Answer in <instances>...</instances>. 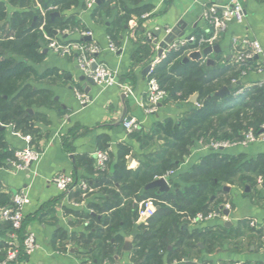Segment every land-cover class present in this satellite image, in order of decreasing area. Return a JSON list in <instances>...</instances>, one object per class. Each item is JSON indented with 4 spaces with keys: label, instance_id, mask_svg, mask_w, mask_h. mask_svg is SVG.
Masks as SVG:
<instances>
[{
    "label": "crops",
    "instance_id": "obj_1",
    "mask_svg": "<svg viewBox=\"0 0 264 264\" xmlns=\"http://www.w3.org/2000/svg\"><path fill=\"white\" fill-rule=\"evenodd\" d=\"M227 1L140 0L136 5L127 0L120 3L105 0L104 6L94 2L88 7L86 0H77L62 12L51 10V14L58 13L51 19H73L92 32L91 40L99 46L97 61L116 73L115 79L119 85L101 87L87 83L88 92L85 93L84 82L79 79L82 73L75 58L57 55L47 46L40 49L41 60L30 63L35 74L28 84L37 93L38 102L26 108V115L32 119L34 129L24 133L5 125L3 131L7 150L14 152L28 146L39 150L41 158L23 170L16 169L8 162L0 167V193L9 195L10 200L20 190L27 191L29 196V203L23 211L26 219L24 230L35 235L37 247L22 264H138V259L134 257L135 239L143 223L136 216L128 225L123 222L125 214L129 215L130 208L134 209L132 206L136 205L137 215L142 200L136 201L137 197L149 189L153 194L168 191L180 193L189 169L199 165L202 158L211 153L200 142L189 148V153L167 179L168 191L146 188L149 182L138 191H123L124 182L113 178L121 158L124 157L123 165L131 171L149 163L158 155L163 144L155 129L157 124L167 119L178 123L197 104L196 100H190L192 95H196L197 99L194 93L188 100L161 102L156 112L146 113L140 105L145 102L149 71L144 72L145 68L150 67L158 56L159 43L166 39L171 30L176 28L178 31L172 34V42L191 34L203 33L208 28L202 18L203 8L210 3L225 4ZM241 1L245 14L243 21H231L213 44L219 46V51L204 55L200 61L214 67L232 63L234 51L231 45L234 38L238 42L257 40L264 49V0ZM36 5L40 8V3ZM139 5L148 6L144 12L147 16L143 17V14L137 19L131 15L127 20L121 18L122 10ZM40 13L42 21L39 29L44 37L47 34L44 30L46 16L42 8ZM59 30L53 29V35L57 36ZM111 32L115 43L111 41ZM67 38L77 40L78 36L72 34ZM109 41L117 50L109 49ZM168 45L166 42L165 49ZM187 62L198 61L190 59ZM259 80H264V74H249L241 79L237 84L241 85L243 95L234 97H245L246 93L242 91L256 86L253 84ZM123 86L133 90L132 96L125 98L126 116L140 123L136 131L138 136L127 133L122 123L116 124L123 110L120 97ZM234 86L230 87V91ZM75 89L89 97L87 105L79 104ZM25 135H30L31 139L27 141ZM143 136L151 139L142 140ZM103 148H106L109 159L106 167L101 169L95 153ZM220 152L233 156L240 164L264 166L262 140L244 147L230 146L220 149ZM121 154L124 155L121 157ZM57 173L70 174L77 185L84 183L87 188L59 190L50 182ZM250 182L251 185L246 183L242 188L227 183L222 185L216 197H220L221 205H229L227 215L219 206L222 215L213 220L198 224H192L186 218L180 220L179 228L184 232L186 241L189 235H220L216 245L204 244L199 240L196 247L187 248L184 243L176 245L170 254L168 251L162 254L163 264H264V176L257 174ZM118 199L113 210L104 211L105 205ZM211 201L210 205L217 202L214 196ZM118 209H121V215L117 217L118 228L111 233V258L99 256L97 238L88 236L91 233L97 236L100 229L104 230L105 225L101 220H109L111 211ZM252 220L256 226H251ZM1 237L3 234L0 240ZM84 242L92 245L88 257L84 255ZM92 249L99 259H93ZM182 250L189 251L188 257L179 254Z\"/></svg>",
    "mask_w": 264,
    "mask_h": 264
},
{
    "label": "trees",
    "instance_id": "obj_2",
    "mask_svg": "<svg viewBox=\"0 0 264 264\" xmlns=\"http://www.w3.org/2000/svg\"><path fill=\"white\" fill-rule=\"evenodd\" d=\"M117 3L124 0H116ZM132 4H139L140 0H127ZM77 0H0V123L13 126L15 130L32 132L30 119L26 115V108L38 102L37 93L28 84V80L34 75L31 62H38L42 55L40 49L47 45L39 26L42 21L41 8L45 11L44 30L47 35L54 37L53 29H85L73 19L62 21V18L51 19L50 6H55L56 11L62 12ZM97 2V0H95ZM40 3V8L36 5ZM98 4L104 6L105 0ZM148 6H136L132 9H124L121 18L126 20L134 15L139 19ZM36 18V19H35ZM197 33L195 35H199ZM111 41L113 33H110ZM62 39L67 37L61 36ZM89 41V40H86ZM115 43V41L113 40ZM195 44H184L175 50L169 51L161 61L156 64L150 76L156 78L160 88L167 92V97L162 102L188 100L196 93V105L178 123L167 119L158 123L156 132L158 138L163 140L158 155L149 163L141 165L135 171L125 168L124 154H121V162L117 164V173L113 174L116 181H123V191L128 193L138 191L145 184L156 177L164 175L169 170H175L182 158L189 153L196 142L206 144L210 141H238L243 132L251 128L256 134L261 131L264 124V89L254 86L247 91L245 97L236 99L234 92L241 88L239 76L241 67L235 63H226L221 67L207 65L202 61L184 62L183 58ZM252 63L254 61H251ZM233 80L236 83H233ZM231 93L223 97L215 95V92L224 87H232ZM243 95V93H242ZM155 132V133H156ZM132 136H138L136 131ZM151 139L143 136L142 140ZM207 138V139H205ZM138 139L141 140L139 137ZM146 141H144L145 143ZM103 148L102 151H105ZM210 154L202 158L199 165L192 166L186 178L183 179L184 186L180 193L168 191L166 193L153 194L152 190L145 191L136 201L152 197L156 199L158 209L146 225H140L139 233L136 235L134 257L138 264H163L162 254L166 251L171 253L176 245L185 244L187 248L196 247V242L202 241L216 245L220 235L204 234L202 236L189 235L187 241L184 232L180 231V220L193 216L197 212H208L219 210L222 204L220 197H216L222 185L244 171V164L238 165L233 156L221 153L220 149H209ZM13 157V152L7 150L4 131H0V167L5 166ZM109 157V155H108ZM109 159V158H108ZM108 162V161H107ZM122 163V164H121ZM257 173L256 170L253 169ZM264 176L261 170L257 173ZM182 176H185L184 174ZM181 176V177H182ZM135 189V190H134ZM84 192V191H83ZM214 196L216 204L210 205L211 197ZM113 201L104 207V211L113 210L118 203ZM10 196L0 193V205H9ZM219 203V205H217ZM130 208L129 215L125 214L124 223L132 224L136 218V205ZM111 211L110 219L101 220L105 229L97 236L91 233L88 238H97V252L99 256L111 258V233L118 228L120 211ZM25 221L23 219L21 228L16 231L17 239L21 242L25 232ZM187 221V220H186ZM176 226V227H175ZM12 231L6 222L0 223V264L4 260L6 240ZM175 231H178L175 233ZM86 257L89 256L91 244H83ZM169 246H172L169 249ZM211 249V248H210ZM180 249L176 250L179 251ZM95 251V250H94ZM93 253V259H99ZM181 256L189 255V251L179 252ZM174 255H177L175 253ZM173 255V256H174ZM172 257V255H170ZM28 258L23 252L18 255L19 262L23 263ZM178 260H181L178 258ZM185 264H193L186 262Z\"/></svg>",
    "mask_w": 264,
    "mask_h": 264
},
{
    "label": "built area",
    "instance_id": "obj_3",
    "mask_svg": "<svg viewBox=\"0 0 264 264\" xmlns=\"http://www.w3.org/2000/svg\"><path fill=\"white\" fill-rule=\"evenodd\" d=\"M95 0H86L88 7H91ZM56 9L55 6H50L49 10ZM147 16L144 14L143 17ZM244 8L241 0H228L225 4L210 3L203 8L202 18L207 23V30L200 33L198 36L191 34L186 38L176 40L169 43L168 47L162 51L150 64L148 71V78L146 82L145 90V102L140 103L146 113H154L157 111L159 104L167 97V92L160 88L158 81L155 77L150 76V72L153 67L158 64L161 59L171 50H175L184 44H195V47L187 52L186 55L192 51H201L205 46H212L218 39L219 34L227 28V25L231 21L241 23L244 19ZM75 34L78 36L77 40H69L68 38L62 39L61 36L68 37ZM47 40V48L54 53L64 57H74L76 64L82 73V75L91 78L95 85L101 87H108L113 85H119L115 79L116 73L109 69L103 63H100L96 59V55L99 51V46L91 40L92 32L88 29H75L74 31L69 29H63L57 32V36L50 37L44 34ZM84 37H89L90 40H83ZM233 63L241 67L239 80L248 76L249 74H264V49L257 40H244L238 42L237 39L232 41ZM109 49L115 51L117 48L109 41ZM251 61H254L253 63ZM95 63L96 66L92 69L91 65ZM233 83H236L233 80ZM253 85L262 87L264 89V80L256 81ZM123 92L126 96H132L133 90L129 86H123ZM244 92V90L242 91ZM75 93L79 104L85 106L90 102L89 97L83 92L75 89ZM235 97L242 95L241 89L233 93ZM122 125L127 133H132L140 128V123L134 119L129 118L122 121ZM25 139L29 141L30 135H25ZM262 140L264 141V124L261 126V133L256 134L251 128L243 132L242 138L238 141H210L204 144L206 149H224L230 146H247L248 144ZM96 159L98 166L101 169L106 167L108 161L107 151H96ZM41 158V152L31 147H24L16 149L13 152V157L7 160L8 163L14 165L16 169H27L32 163H37ZM173 173V170L167 171L164 175L156 178H164L166 181L168 177ZM50 182L59 190L68 191L75 187H80L85 190L87 186L82 184H76L73 176L67 173H57L51 177ZM29 203V196L27 191L20 190L15 193L9 205H0V222H6L10 225L12 231L8 235V240L5 244L6 253L4 260L1 264H22L18 260L20 252L30 255L37 247L35 235L31 231H25L21 242L18 241L16 231L21 228L24 219V207ZM157 208V202L155 198H144L139 202L137 209L138 219L147 224L151 219ZM223 208L228 209L229 205H223ZM222 211L212 210L208 212H197L193 216L186 217V220L192 224H198L206 221L213 220L221 217ZM251 226H256L255 221L250 222Z\"/></svg>",
    "mask_w": 264,
    "mask_h": 264
},
{
    "label": "water",
    "instance_id": "obj_4",
    "mask_svg": "<svg viewBox=\"0 0 264 264\" xmlns=\"http://www.w3.org/2000/svg\"><path fill=\"white\" fill-rule=\"evenodd\" d=\"M99 2H100V0H97V3H99ZM56 14H58V13H52L51 16H54ZM177 32H178L177 29L174 28L173 31L171 30V32L167 35L166 39L159 43V49H158V52H157L158 56L165 49L166 42L167 43L172 42V38H173L172 34H175ZM54 33H55V31H54ZM87 39H90V38L89 37H84L83 38V40H87ZM218 51H219V46L218 45L206 46L202 51H192L191 53H189V55L187 57H184L183 61L187 62L190 59L191 60H195V61H200L203 58L204 55H207V54H209L211 52H218ZM95 66H96V64L93 63L91 65V68L93 69ZM148 70H149V66H147L145 68L144 72H147ZM79 79L84 82L83 88H84L85 93L88 92V87L86 85L87 83H89L91 85L95 84L94 81L91 78H89L87 76H84V75H81L79 77ZM229 93H230V88L223 87L219 91H217L215 93V95L216 96H224V95L229 94ZM120 97H121V100L123 102V110H122V113H121L118 121L116 122L117 125L121 124L122 121L124 120V118L125 119H129L130 118L129 116H126V112H127L126 104H125L126 93L122 92ZM190 100L195 101L196 100V95H192ZM4 129H5V125L0 123V131H3ZM146 188H158L159 192H164V191H168L170 187H169L168 182L164 178L160 177V178H155L151 182H149L146 185ZM227 188H228L227 186L224 187L225 190H227ZM220 209H222L223 213L226 214V215L229 213L228 209L223 208V205H220ZM226 224H228V223H226Z\"/></svg>",
    "mask_w": 264,
    "mask_h": 264
},
{
    "label": "rangeland",
    "instance_id": "obj_5",
    "mask_svg": "<svg viewBox=\"0 0 264 264\" xmlns=\"http://www.w3.org/2000/svg\"><path fill=\"white\" fill-rule=\"evenodd\" d=\"M41 26H43V25H41ZM45 46H46V44H45ZM205 139H207V138H205ZM236 163L238 165L240 164L239 162H237V160H236ZM244 167H245L244 171H242L241 173H239L237 176L233 177L230 180H227V181L225 180V182H228L227 184H230L233 186H238L239 188H242L244 186V184H246V183L251 185L250 179H253L257 175V173L260 172L264 168L263 165H258V164H252V165L244 164ZM249 169L250 170L254 169L257 171V173L256 172L253 173V171H249Z\"/></svg>",
    "mask_w": 264,
    "mask_h": 264
}]
</instances>
